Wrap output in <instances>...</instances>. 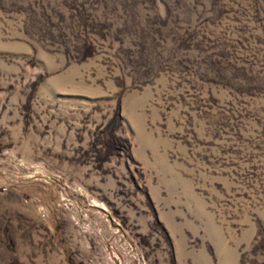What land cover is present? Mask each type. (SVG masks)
<instances>
[{"label":"rangeland","instance_id":"1","mask_svg":"<svg viewBox=\"0 0 264 264\" xmlns=\"http://www.w3.org/2000/svg\"><path fill=\"white\" fill-rule=\"evenodd\" d=\"M0 264H264V0H0Z\"/></svg>","mask_w":264,"mask_h":264}]
</instances>
